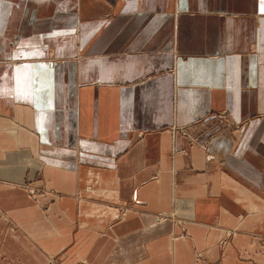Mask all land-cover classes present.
Listing matches in <instances>:
<instances>
[{
	"label": "crops",
	"instance_id": "0c3cea01",
	"mask_svg": "<svg viewBox=\"0 0 264 264\" xmlns=\"http://www.w3.org/2000/svg\"><path fill=\"white\" fill-rule=\"evenodd\" d=\"M0 264H264V0H0Z\"/></svg>",
	"mask_w": 264,
	"mask_h": 264
}]
</instances>
